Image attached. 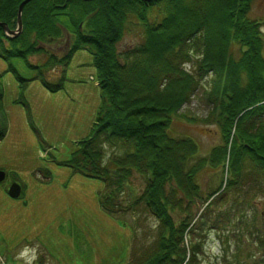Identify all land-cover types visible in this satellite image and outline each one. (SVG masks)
Listing matches in <instances>:
<instances>
[{
	"label": "trees",
	"instance_id": "obj_1",
	"mask_svg": "<svg viewBox=\"0 0 264 264\" xmlns=\"http://www.w3.org/2000/svg\"><path fill=\"white\" fill-rule=\"evenodd\" d=\"M22 1L0 0V22L11 30L16 28ZM254 1L34 0L24 9L19 37L6 38L0 28L4 61H26L28 56L44 60L29 65L35 73L32 80L9 65L22 89L38 80L57 93L64 87V69L73 55L84 50L92 56L100 105L91 136L77 144L66 164L105 184L98 197L110 216L120 212L114 196L123 190V183L134 173L145 176L138 202L159 222V229L149 257L134 258L131 264H198L200 247L191 246V254L188 248L189 255L184 247L192 221H199L202 230L205 225L221 228L228 234L227 242L232 239L234 251L232 244L224 242L225 248L221 243L224 264H264V228L258 227L264 217L253 202L255 196L264 198V39L261 22L250 18ZM132 26L138 27L142 42L121 52L118 46ZM66 35L71 44L58 56L52 48L64 43ZM188 65H193L192 72L185 70ZM211 75L222 80V88L216 86L207 101L218 112L214 121L224 145L214 148L208 158L196 159V144L171 137L170 122L172 113L187 104ZM5 135L0 105V141ZM107 146L122 152L108 156ZM227 147L231 163L225 158ZM206 166L217 171L227 166L229 181L223 192L222 183L217 190H202L199 175ZM227 197H232V205L216 213ZM197 201L202 205L195 213ZM246 205L251 212H244ZM244 236L256 243L245 259L239 253Z\"/></svg>",
	"mask_w": 264,
	"mask_h": 264
},
{
	"label": "rangeland",
	"instance_id": "obj_2",
	"mask_svg": "<svg viewBox=\"0 0 264 264\" xmlns=\"http://www.w3.org/2000/svg\"><path fill=\"white\" fill-rule=\"evenodd\" d=\"M250 18L261 22L264 39V0L253 2ZM136 29L137 26H132L124 33L118 46L121 52L142 42L141 32ZM64 44L66 41L53 46L58 56L66 51ZM35 61L34 56H28V65L39 64ZM10 63L22 77L34 76L23 60ZM192 66L188 65L185 70L192 72ZM8 68L9 64L0 58L3 93L0 105L6 119V136L0 141V171L6 175V185L0 184V264H23L18 257L25 247L37 249L36 264H131V259L148 258V251L157 239L159 222L138 202L146 186L145 176L134 173L123 183V190L114 196L120 212L110 216L98 200L105 184L75 173L64 164L77 144L91 136L100 105L101 92L91 56L85 51L73 56L64 88L57 93L47 91L38 81L23 90ZM59 72L61 76L62 71ZM218 85L222 88V80H213V75L206 77L189 102L172 113L171 137L191 139L197 147L196 159L208 158L214 148L224 145L223 135L214 121L218 112L207 101ZM231 133L234 134V129ZM106 149L108 156L122 152L120 148L107 146ZM229 151L227 147L225 158L231 163ZM226 168L220 167L217 171L206 166L203 169L199 181L205 193L211 188L217 190L221 183L226 187L229 181ZM246 169L250 166L246 165ZM14 184L22 190L18 199L9 196L6 189ZM222 202L216 213L226 211L233 200L227 197ZM253 202L264 215V198L255 196ZM134 203L138 204L131 207ZM201 205L199 201L195 203V213ZM247 208L246 205L244 212H251ZM173 219L177 225L180 219L177 210ZM258 227L264 228L263 218L258 220ZM190 228L192 232L184 236L187 255L188 248L191 254V246L198 245V264H224L221 243L227 242L228 234L221 228L211 230L207 225L202 230L199 221H192ZM244 238L246 242L240 246L239 253L245 259L256 243L248 236ZM227 243L232 244L234 251L232 239Z\"/></svg>",
	"mask_w": 264,
	"mask_h": 264
},
{
	"label": "water",
	"instance_id": "obj_3",
	"mask_svg": "<svg viewBox=\"0 0 264 264\" xmlns=\"http://www.w3.org/2000/svg\"><path fill=\"white\" fill-rule=\"evenodd\" d=\"M32 0H25L24 2H22L19 6V11H18V32L17 33H20L21 32V29H22V21H21V15H22V10L24 8V6L26 4H28L29 2H31ZM86 1H92V0H86ZM143 1H147V2H150L152 0H143ZM0 27L4 29L5 33L7 35H16V33L14 32H11L8 30L7 26L4 25V24H0ZM4 176L3 174L0 173V182L3 180ZM19 187L16 186V185H13L11 188H10V196L13 197V198H17L18 195H19Z\"/></svg>",
	"mask_w": 264,
	"mask_h": 264
},
{
	"label": "clouds",
	"instance_id": "obj_4",
	"mask_svg": "<svg viewBox=\"0 0 264 264\" xmlns=\"http://www.w3.org/2000/svg\"><path fill=\"white\" fill-rule=\"evenodd\" d=\"M38 258V251L33 247H25L18 257L23 261V264H36Z\"/></svg>",
	"mask_w": 264,
	"mask_h": 264
},
{
	"label": "bare ground",
	"instance_id": "obj_5",
	"mask_svg": "<svg viewBox=\"0 0 264 264\" xmlns=\"http://www.w3.org/2000/svg\"><path fill=\"white\" fill-rule=\"evenodd\" d=\"M84 2H93L94 0L92 1H86V0H83ZM22 28H23V25H22ZM16 29L18 31V19L16 18ZM22 30V29H21ZM14 38H17L19 37L20 35H12ZM43 207V206H42ZM44 208V207H43ZM40 210V209H39ZM133 260L131 259L130 262H132ZM130 264V263H129Z\"/></svg>",
	"mask_w": 264,
	"mask_h": 264
}]
</instances>
